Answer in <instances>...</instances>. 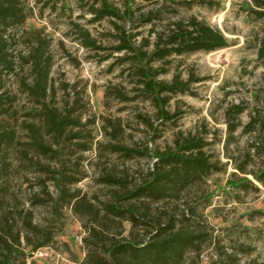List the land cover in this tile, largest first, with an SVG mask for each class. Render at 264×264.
Returning a JSON list of instances; mask_svg holds the SVG:
<instances>
[{"label":"rangeland","instance_id":"1","mask_svg":"<svg viewBox=\"0 0 264 264\" xmlns=\"http://www.w3.org/2000/svg\"><path fill=\"white\" fill-rule=\"evenodd\" d=\"M15 1L25 19L4 29L14 66L11 72L0 69V132L13 134L12 141L0 142V214L9 218L11 234L21 238L12 263L81 264L88 228L135 241L147 239L156 220L172 217L177 226L185 224L202 236L194 252L185 255L184 264H264V181L261 185L253 177L264 169L260 123L264 122V63L256 52L264 37V18L257 19L253 12L264 10V0H108L123 18L97 22L90 12L93 5L98 7L96 0ZM191 19L218 29L227 46L174 54L148 64L166 70L156 77L158 81L169 83L177 75L189 84L185 93L164 95L168 98L164 109L174 115L167 120L142 93L132 53L116 52L114 47L120 43L119 34L125 33L136 48L150 54L156 45L168 46L175 23L187 27ZM84 29L101 46L99 50L83 46L79 30ZM36 34L51 59L41 102L25 89L34 74L21 60L34 47ZM235 105L242 107L240 114L232 111ZM45 108L75 120L57 142ZM253 117L255 129L248 130L245 125ZM230 123L235 125L233 132ZM191 135L203 139L205 154L219 170L163 202L118 201L125 190L149 180L156 154L174 149L176 138ZM34 138L58 155L41 153ZM117 145L137 152L126 156L115 149ZM42 166L55 172L64 166L70 177L83 176L60 187L79 191L93 213L80 209L79 215L74 214L60 199L51 179L55 174ZM106 175L118 184L105 182ZM243 177L250 183H244ZM105 202L124 207L132 202L139 212L147 206L149 225L132 230L128 221L104 220ZM26 212L31 213L36 231L24 223ZM45 231L52 239L39 247L48 253L40 259L33 256L37 248L25 245L26 238L35 242Z\"/></svg>","mask_w":264,"mask_h":264},{"label":"trees","instance_id":"2","mask_svg":"<svg viewBox=\"0 0 264 264\" xmlns=\"http://www.w3.org/2000/svg\"><path fill=\"white\" fill-rule=\"evenodd\" d=\"M98 3V7L93 5L90 8V12L94 15L93 21L97 22L103 18H123L118 9L112 6L108 0H96L95 4ZM253 12L257 19L264 18V10ZM24 19L25 17L20 15V9L16 5L15 0H0V69L5 68L11 72L14 66L13 60L10 59L8 53L7 41L3 38L4 29L11 23H23ZM175 25L176 29L173 30L168 38V46L160 47L156 45L150 54L136 48L129 40L130 36H126L125 33L119 34L120 43L114 47L116 52L132 53V59H135L138 64L135 71L139 77L138 83L142 86V93L153 100L158 108L160 118L167 120L172 119L174 115L169 114L164 109L168 102L167 96L164 95L185 93L189 89V84L182 82L177 75L169 83L162 80L158 81L156 77L161 73H165L166 70L164 68L155 70L149 67L148 64L153 61L163 60L174 54L181 55L196 51L210 52L227 46V39L224 38L222 33L203 22L191 19L187 23V27L179 22L175 23ZM35 32L37 33V31L33 33ZM79 33L83 46L94 50L101 48L90 37L86 29L79 30ZM35 36L34 47L30 48L21 60L25 64H29L34 74L32 83L26 84L25 89H27L29 95L41 102L47 93L46 84L51 59L46 54V45L43 40L37 37V34ZM256 52L257 59L264 63V37L260 40ZM142 61L145 62L143 65L141 64ZM106 94L107 92H105ZM231 109L236 114L242 112V107L239 105H235ZM44 113L49 129L54 133L56 142L65 134L67 127L72 126V124L75 125V120H70L66 115L61 116L55 109L45 108ZM227 115H229V112H227ZM256 123V118L253 117L245 127L248 130H254V124ZM260 123L261 129L264 130V122ZM234 130L235 125L230 123L229 131L233 132ZM72 137H76V134L72 135ZM3 140L12 141L13 134L8 131H1L0 142ZM174 144V149L156 154V161L150 172L149 180L134 187L131 191L125 190L124 193L119 195L118 201L133 202L136 200L144 205H149L152 202H163V200L175 197L181 191L186 190L195 181L207 177L213 170H219L216 164L211 162L209 156L205 154L206 143L202 138L195 135L181 139L176 138ZM34 145L41 153L51 154L52 157L58 155L57 150H54L49 145L42 144L37 138H34ZM115 149L122 151L126 156H131L132 153L137 152L135 149H130L123 145H117ZM41 169L55 174V176H51V179L58 188V192H60V199L66 206L71 207L74 214L79 215L80 209H84L85 213L88 214L93 213L91 203L85 201L84 196H80L79 191L70 193L60 187L61 184L79 182L83 176L70 177L66 174L64 166L57 172L50 170L47 166H42ZM241 171L247 174L242 169ZM253 177L262 185L264 169L261 170L259 175H253ZM103 180L111 184H118L119 182L108 175ZM242 181L250 183L245 177L242 178ZM237 184L243 183L238 182ZM46 194L50 197L49 192H46ZM132 202L127 207L116 205L113 202H105L103 207L104 220L128 221L132 230L139 226L149 225L146 219L147 206H143L144 208H141L142 212H139L136 204ZM55 204L56 201L54 202ZM97 216L98 213L95 211L94 222H97L95 218ZM167 218L164 222L156 220L154 224L150 225L151 230L147 239L143 238L135 241L125 238L117 239L107 233H103V231L94 226L88 228L87 237L83 239L86 253L81 264H184L185 255L188 252H194L202 236L196 229H192L185 224L177 226L174 218ZM8 219L6 214H0V264H13L12 257L17 247L20 246L21 238L18 233L11 234V228L7 223ZM184 220L186 223L189 221L187 218ZM24 223L30 230H37V227L31 223V213L26 212L24 214ZM103 228H105L104 225ZM120 234L117 235L120 236ZM40 237L35 242L26 238L25 245L30 246L31 249H40L39 247L46 246L52 239L49 231L43 232Z\"/></svg>","mask_w":264,"mask_h":264},{"label":"built area","instance_id":"3","mask_svg":"<svg viewBox=\"0 0 264 264\" xmlns=\"http://www.w3.org/2000/svg\"><path fill=\"white\" fill-rule=\"evenodd\" d=\"M79 243H81V237H78ZM48 253L44 251V249H36L33 251V256L40 258V259H45L47 257Z\"/></svg>","mask_w":264,"mask_h":264}]
</instances>
